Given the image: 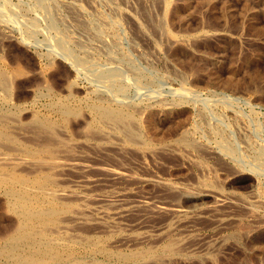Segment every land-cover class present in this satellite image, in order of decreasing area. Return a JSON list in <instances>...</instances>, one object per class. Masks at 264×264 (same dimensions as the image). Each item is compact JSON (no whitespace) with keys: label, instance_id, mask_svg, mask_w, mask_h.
<instances>
[{"label":"rangeland","instance_id":"374dc122","mask_svg":"<svg viewBox=\"0 0 264 264\" xmlns=\"http://www.w3.org/2000/svg\"><path fill=\"white\" fill-rule=\"evenodd\" d=\"M148 263L264 264V0H0V264Z\"/></svg>","mask_w":264,"mask_h":264},{"label":"bare ground","instance_id":"6f19581e","mask_svg":"<svg viewBox=\"0 0 264 264\" xmlns=\"http://www.w3.org/2000/svg\"><path fill=\"white\" fill-rule=\"evenodd\" d=\"M152 251V250H151ZM138 254V253H137ZM160 259V258H159ZM150 261V260H149ZM149 264V263H148Z\"/></svg>","mask_w":264,"mask_h":264}]
</instances>
